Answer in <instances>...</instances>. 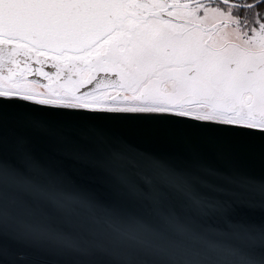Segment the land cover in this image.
<instances>
[{
    "label": "snow or ice",
    "instance_id": "1",
    "mask_svg": "<svg viewBox=\"0 0 264 264\" xmlns=\"http://www.w3.org/2000/svg\"><path fill=\"white\" fill-rule=\"evenodd\" d=\"M241 168L264 175V0H0V264H264Z\"/></svg>",
    "mask_w": 264,
    "mask_h": 264
},
{
    "label": "water",
    "instance_id": "2",
    "mask_svg": "<svg viewBox=\"0 0 264 264\" xmlns=\"http://www.w3.org/2000/svg\"><path fill=\"white\" fill-rule=\"evenodd\" d=\"M38 136L39 134H34ZM124 139L130 140L131 138L128 137L126 134H124ZM43 146V142H41ZM138 147H145L144 145H138ZM48 151L51 159L50 163H52L54 166H59L63 171H65L70 177H72L74 180L77 181V183L81 184L83 187L96 190L101 188V185L99 184L97 179H86L85 177H98L100 174L97 172H94L92 169L86 168L84 165L80 164L79 162L61 155L59 153H56L52 151L51 149H45ZM156 155H162L164 150L163 148L159 150H154ZM40 154V151L38 150V155ZM77 170H79V174L77 173ZM241 172L246 173L248 175H251L257 179L264 178V175L261 174V172L258 169H247V168H241ZM235 211L232 213L233 219L236 220H249V219H258L261 216V213L259 210L253 211L249 209L248 207L244 205H234ZM16 251L22 252V248H17Z\"/></svg>",
    "mask_w": 264,
    "mask_h": 264
},
{
    "label": "flooded vegetation",
    "instance_id": "3",
    "mask_svg": "<svg viewBox=\"0 0 264 264\" xmlns=\"http://www.w3.org/2000/svg\"><path fill=\"white\" fill-rule=\"evenodd\" d=\"M249 2H251V0H249Z\"/></svg>",
    "mask_w": 264,
    "mask_h": 264
}]
</instances>
